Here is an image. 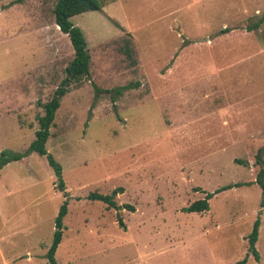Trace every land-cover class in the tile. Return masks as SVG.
I'll list each match as a JSON object with an SVG mask.
<instances>
[{
    "label": "rangeland",
    "instance_id": "374dc122",
    "mask_svg": "<svg viewBox=\"0 0 264 264\" xmlns=\"http://www.w3.org/2000/svg\"><path fill=\"white\" fill-rule=\"evenodd\" d=\"M100 2L71 17L90 76L62 97L46 141L65 190L47 155L0 168V264H49L65 200L58 264H264V0ZM55 3L0 0V152L28 149L74 56ZM118 188L134 210L87 197ZM208 193L207 211L183 210Z\"/></svg>",
    "mask_w": 264,
    "mask_h": 264
},
{
    "label": "trees",
    "instance_id": "16d2710c",
    "mask_svg": "<svg viewBox=\"0 0 264 264\" xmlns=\"http://www.w3.org/2000/svg\"><path fill=\"white\" fill-rule=\"evenodd\" d=\"M102 3L100 0H56L54 6V16L56 25L59 29L67 34L69 37L73 50L74 56L65 68V76L55 88L51 98L43 104V114L37 116L38 129L35 131V139L30 143V146L25 152L18 153L13 152L8 149H4L0 152V168L10 161H15L23 158L25 155L31 152H37L41 155H47L49 163L54 167L55 173L57 175L58 181L56 182L57 188L59 190H65V184L62 179V167L61 165L47 152L46 141L50 136V127L54 121L56 110L60 106V101L62 97L70 90L74 83H78L85 78L90 76V60L91 56L87 46V42L82 29L75 25L71 17L87 11L101 10ZM229 29L225 28L222 32H227ZM123 51L130 60L133 59V51L130 47L128 40L125 41L123 46ZM106 93L111 90L105 89ZM119 94V90H117ZM256 164L259 166L256 181L262 187V201L261 206H264V146L259 148L256 153ZM121 190V188L113 189L109 194H103L97 191L91 192L87 197L90 200H100L107 204L109 208L121 209L128 208V210H134V208L127 204H117L114 200L116 194ZM218 191V190H217ZM213 193H208L203 199H197L190 203L183 210L187 212H204L209 209V199L212 197ZM68 201L65 200L59 208V211L55 217V227L53 232L52 242L49 245L46 257L49 264H58L55 253L62 240L64 223L63 219L68 211ZM260 226V217H258L252 227L251 232L248 234V252H252L256 260L260 259L259 252L256 249V241L258 238ZM247 258L236 262L235 264H244Z\"/></svg>",
    "mask_w": 264,
    "mask_h": 264
}]
</instances>
